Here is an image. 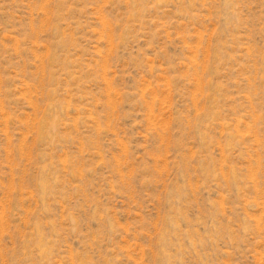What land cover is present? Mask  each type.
I'll return each mask as SVG.
<instances>
[{
	"label": "rangeland",
	"instance_id": "rangeland-1",
	"mask_svg": "<svg viewBox=\"0 0 264 264\" xmlns=\"http://www.w3.org/2000/svg\"><path fill=\"white\" fill-rule=\"evenodd\" d=\"M0 264H264V0H0Z\"/></svg>",
	"mask_w": 264,
	"mask_h": 264
}]
</instances>
